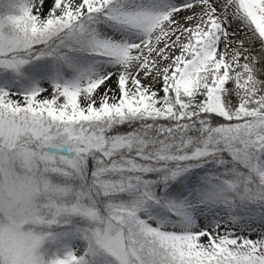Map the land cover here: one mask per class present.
Returning <instances> with one entry per match:
<instances>
[{
    "label": "snow or ice",
    "instance_id": "snow-or-ice-1",
    "mask_svg": "<svg viewBox=\"0 0 264 264\" xmlns=\"http://www.w3.org/2000/svg\"><path fill=\"white\" fill-rule=\"evenodd\" d=\"M6 3L0 213L29 230L20 264H264V0ZM42 60L43 84L24 72Z\"/></svg>",
    "mask_w": 264,
    "mask_h": 264
},
{
    "label": "clouds",
    "instance_id": "clouds-1",
    "mask_svg": "<svg viewBox=\"0 0 264 264\" xmlns=\"http://www.w3.org/2000/svg\"><path fill=\"white\" fill-rule=\"evenodd\" d=\"M3 195L8 198L7 189ZM33 255L29 230L9 213H0V264H20L21 260L31 259Z\"/></svg>",
    "mask_w": 264,
    "mask_h": 264
},
{
    "label": "rangeland",
    "instance_id": "rangeland-1",
    "mask_svg": "<svg viewBox=\"0 0 264 264\" xmlns=\"http://www.w3.org/2000/svg\"><path fill=\"white\" fill-rule=\"evenodd\" d=\"M12 10L13 9L7 7L6 0H0V12H7V11H12ZM32 66H33V64L26 65L25 68H24V70L30 69V67H32ZM48 73H49L50 77L53 76L51 71L48 72ZM3 79H4L3 77H0V84L3 83ZM39 82L41 84H43V83H47L48 80L45 79V78H42V79L39 80ZM77 224H79V221L74 218L73 221H72V225L74 226V225H77ZM52 230L53 231H64L65 229L64 228H61V227L53 226V229ZM69 241H70V247H72V248H77V247H79L80 245L83 244V241L80 240V239H69ZM47 248H48V245H45V249H47ZM42 251H44V249H42ZM49 251L45 254V259L46 260L49 257Z\"/></svg>",
    "mask_w": 264,
    "mask_h": 264
},
{
    "label": "trees",
    "instance_id": "trees-1",
    "mask_svg": "<svg viewBox=\"0 0 264 264\" xmlns=\"http://www.w3.org/2000/svg\"><path fill=\"white\" fill-rule=\"evenodd\" d=\"M52 72V75L55 74L57 69L52 66L51 62L48 60H42L33 64L30 69L24 70L25 74L31 76L34 80H40L43 77H50L48 72ZM70 246V241H65ZM51 255V250L49 251V256Z\"/></svg>",
    "mask_w": 264,
    "mask_h": 264
}]
</instances>
